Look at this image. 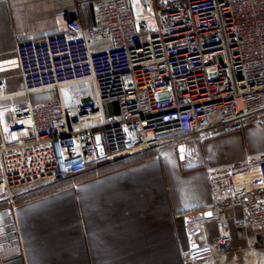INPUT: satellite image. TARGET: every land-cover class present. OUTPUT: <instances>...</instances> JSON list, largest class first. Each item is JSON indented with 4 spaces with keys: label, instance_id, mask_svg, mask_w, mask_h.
<instances>
[{
    "label": "built area",
    "instance_id": "2783aa9c",
    "mask_svg": "<svg viewBox=\"0 0 264 264\" xmlns=\"http://www.w3.org/2000/svg\"><path fill=\"white\" fill-rule=\"evenodd\" d=\"M93 22L70 18L62 33L16 42L21 89L0 80V251L20 264V189L264 114V0H96ZM101 34L110 44L94 50ZM214 194L220 234L201 249H228L230 208L243 212L236 226L264 231V151L235 179H215Z\"/></svg>",
    "mask_w": 264,
    "mask_h": 264
},
{
    "label": "crops",
    "instance_id": "0c3cea01",
    "mask_svg": "<svg viewBox=\"0 0 264 264\" xmlns=\"http://www.w3.org/2000/svg\"><path fill=\"white\" fill-rule=\"evenodd\" d=\"M95 1L0 0V80L7 93L21 89L16 42L62 33L70 18L92 31ZM109 44L103 34L91 40L94 50ZM106 112L116 113L115 103H108ZM258 120L264 123V114L219 133L163 143L20 189L15 212L25 263L264 264V252H258L264 249V231L236 226L240 208L226 211V251L212 248L186 258L192 238L199 247H213L220 234L216 219L202 214L215 207L214 180L235 179L263 153ZM20 263L11 251H0V264Z\"/></svg>",
    "mask_w": 264,
    "mask_h": 264
},
{
    "label": "water",
    "instance_id": "95a60500",
    "mask_svg": "<svg viewBox=\"0 0 264 264\" xmlns=\"http://www.w3.org/2000/svg\"><path fill=\"white\" fill-rule=\"evenodd\" d=\"M95 140H96V143H100V136L97 134V135H95ZM180 151H181V153H182V147L180 148ZM102 147L101 146H99V147H97V153L99 154V155H101L102 154ZM181 156H182V154H181ZM203 214V216L205 217V218H210L211 216H212V212L211 211H205V212H203L202 213ZM202 247H199V245L194 241V239L192 238L191 240H190V245H189V252H188V254L186 255V258L188 259V258H199V257H201L202 255H204V254H207L208 252H209V249H201ZM260 254H262L263 252H264V249H261V250H259L258 251Z\"/></svg>",
    "mask_w": 264,
    "mask_h": 264
},
{
    "label": "rangeland",
    "instance_id": "374dc122",
    "mask_svg": "<svg viewBox=\"0 0 264 264\" xmlns=\"http://www.w3.org/2000/svg\"><path fill=\"white\" fill-rule=\"evenodd\" d=\"M78 87V88H77ZM86 87V85H81V86H71L69 89H74V91H77L79 88ZM68 88H65L63 91H67ZM54 92L53 91H47V92H42L40 94H36L38 97L46 96L44 99L48 98L50 95H52ZM73 100L75 99H82V95L75 94L74 97H72Z\"/></svg>",
    "mask_w": 264,
    "mask_h": 264
}]
</instances>
